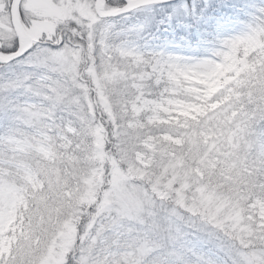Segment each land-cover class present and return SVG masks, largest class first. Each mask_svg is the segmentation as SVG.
Returning a JSON list of instances; mask_svg holds the SVG:
<instances>
[{
    "label": "clouds",
    "instance_id": "clouds-1",
    "mask_svg": "<svg viewBox=\"0 0 264 264\" xmlns=\"http://www.w3.org/2000/svg\"><path fill=\"white\" fill-rule=\"evenodd\" d=\"M87 2L85 13L62 18L25 12L31 39L16 43L13 27L0 40V58L12 57L0 70L10 64L22 79L0 124V206L14 209L0 259L245 264L264 256V0H231L233 20L219 36L209 20L222 0H156L131 16L125 0ZM180 28L199 31L206 46H166ZM177 69L224 71L235 82L206 101ZM225 97L195 120L181 115ZM160 104L171 112L155 111ZM165 134L184 143L165 144ZM190 237L211 249L192 253Z\"/></svg>",
    "mask_w": 264,
    "mask_h": 264
},
{
    "label": "rangeland",
    "instance_id": "rangeland-1",
    "mask_svg": "<svg viewBox=\"0 0 264 264\" xmlns=\"http://www.w3.org/2000/svg\"><path fill=\"white\" fill-rule=\"evenodd\" d=\"M54 0H25V12H28L32 14L34 17L43 18V17H65L69 15L73 10L80 11L82 14L86 12L88 8V2L87 0H75V9L71 6L73 4V0H67L68 7L64 8H56L53 6ZM20 16V15H19ZM12 27H11V19L9 14L4 11L3 8H0V34L5 33H11ZM28 36L31 37L30 33H27ZM180 75H182L185 79L189 80L192 83L201 85L200 88H190L189 91L195 92L199 95L201 99H204L206 101H210L212 97H214L216 94L220 93L221 91L225 90L228 85H231L235 81L228 77L227 73L224 71H220L213 75L211 78H207L204 76H196L192 71H184L177 69ZM229 72H235L239 73L240 69L238 67H233L228 69ZM228 100V97H225L223 101H217L216 103H211L207 107H201L197 105H188L187 110L181 112V115H183L186 118H191L193 120L198 118V115H206L210 110H216L221 107L222 103H226ZM148 102H146L147 105ZM171 103V102H169ZM151 110V109H149ZM155 111L157 112H171V108L166 107L163 104L156 105ZM154 123L159 124H167L171 123L172 121L169 120H163L159 117H156L153 120ZM187 127V125H185ZM161 140L165 144L170 145H182L184 143L183 140L177 139L176 137L165 134L161 136ZM146 147L152 151V152H159L161 157L164 160H169L174 158V155H176L174 152H169L163 145H153L149 144L146 145ZM138 160L140 163H144L143 155H140L138 157ZM184 160H179L178 163L176 162V165L173 166L174 168H183L184 167ZM182 166V167H181ZM215 165H213L214 167ZM197 174L202 175V173L199 172V169L195 170ZM8 223V230H11V225L13 223V217L9 219ZM190 248H194V253H199L201 251L208 252L207 250H199L198 247H196L193 244V239L190 238L189 243ZM211 254V253H209Z\"/></svg>",
    "mask_w": 264,
    "mask_h": 264
},
{
    "label": "snow or ice",
    "instance_id": "snow-or-ice-1",
    "mask_svg": "<svg viewBox=\"0 0 264 264\" xmlns=\"http://www.w3.org/2000/svg\"><path fill=\"white\" fill-rule=\"evenodd\" d=\"M156 0H140L139 3H134L133 0H125L127 5L122 11L131 16L133 13L138 11H150L155 6ZM15 3V0H13ZM231 0H222L220 6V15L217 17H213L209 20V25L212 26L219 36L221 34L226 33L232 23L233 17L230 11ZM53 6L56 8H64L68 7L67 0H54ZM71 6H76L75 0H73V4ZM0 8H3L9 16L12 13V6L5 7V5L0 2ZM17 10L19 12L21 21L23 20L25 14V0H21L20 4L17 6ZM183 11L185 13L189 12V6L185 5ZM198 11V10H197ZM206 15V13H205ZM186 37V39L184 38ZM8 34H0V40H10ZM21 38L16 41V43H21ZM227 43V41H223ZM166 46L168 47H182L189 51H199L202 47L206 46V41L202 37L199 31H192L191 28L185 30L184 28H180L176 31L175 35L169 37V41ZM15 49H13L14 51ZM216 49H213V52H216ZM164 53L161 52L160 55ZM195 59V58H190ZM12 61V57L5 56L0 58V63H9ZM22 85V79L17 70L9 64V67L6 70H0V124L4 122L7 118V106L11 101V97L9 93ZM13 207L11 205L4 207L0 206V233H3L5 230V223L9 221L13 214ZM3 240V237L0 236V241ZM189 250L194 253L195 249L190 248ZM0 264H18L17 260H10L8 262L0 259ZM245 264H264V256H247L245 260Z\"/></svg>",
    "mask_w": 264,
    "mask_h": 264
},
{
    "label": "water",
    "instance_id": "water-1",
    "mask_svg": "<svg viewBox=\"0 0 264 264\" xmlns=\"http://www.w3.org/2000/svg\"><path fill=\"white\" fill-rule=\"evenodd\" d=\"M21 0H15V3H12V13H11V26L15 28L16 32L19 34V37L21 38V41L24 42L25 40L31 39L29 36H27L20 25L19 22V12L17 10V6L20 4Z\"/></svg>",
    "mask_w": 264,
    "mask_h": 264
},
{
    "label": "trees",
    "instance_id": "trees-1",
    "mask_svg": "<svg viewBox=\"0 0 264 264\" xmlns=\"http://www.w3.org/2000/svg\"><path fill=\"white\" fill-rule=\"evenodd\" d=\"M171 161H173L172 167L176 165V162L178 163L179 160L176 159V155H174V158L169 159ZM113 167L114 169H116L118 171V168L116 166V162L113 161ZM182 167V166H181ZM187 187V185L185 186ZM191 240L193 239V244L199 248V250H207V249H211V244H209L206 240H200V239H196L195 237H190Z\"/></svg>",
    "mask_w": 264,
    "mask_h": 264
},
{
    "label": "flooded vegetation",
    "instance_id": "flooded-vegetation-1",
    "mask_svg": "<svg viewBox=\"0 0 264 264\" xmlns=\"http://www.w3.org/2000/svg\"><path fill=\"white\" fill-rule=\"evenodd\" d=\"M19 22H20V24H22V23H21V18H20V17H19Z\"/></svg>",
    "mask_w": 264,
    "mask_h": 264
}]
</instances>
